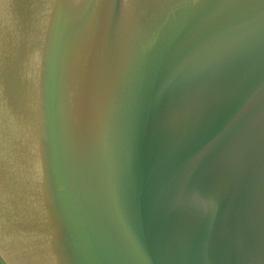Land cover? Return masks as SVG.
Wrapping results in <instances>:
<instances>
[{
  "label": "water",
  "instance_id": "obj_1",
  "mask_svg": "<svg viewBox=\"0 0 264 264\" xmlns=\"http://www.w3.org/2000/svg\"><path fill=\"white\" fill-rule=\"evenodd\" d=\"M0 264H264V0H0Z\"/></svg>",
  "mask_w": 264,
  "mask_h": 264
}]
</instances>
